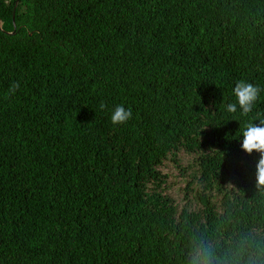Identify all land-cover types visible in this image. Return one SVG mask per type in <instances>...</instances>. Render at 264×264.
I'll list each match as a JSON object with an SVG mask.
<instances>
[{
	"label": "trees",
	"instance_id": "obj_1",
	"mask_svg": "<svg viewBox=\"0 0 264 264\" xmlns=\"http://www.w3.org/2000/svg\"><path fill=\"white\" fill-rule=\"evenodd\" d=\"M0 21V264H191L204 247L264 264L259 154L239 136L264 91L226 111L236 81L264 90V0H0ZM118 105L132 118L114 126ZM181 152L182 205L160 169Z\"/></svg>",
	"mask_w": 264,
	"mask_h": 264
},
{
	"label": "clouds",
	"instance_id": "obj_2",
	"mask_svg": "<svg viewBox=\"0 0 264 264\" xmlns=\"http://www.w3.org/2000/svg\"><path fill=\"white\" fill-rule=\"evenodd\" d=\"M16 4L17 1L13 9H15ZM12 21L14 23V28V10L12 13ZM19 88L20 82H13L8 90L7 95H14ZM262 91L264 90L251 82H247L243 79L236 81L232 89L233 95L235 97V102L228 103L226 105V111L231 114L239 112V115L241 117H248L256 108ZM99 107L101 110H103L106 105L101 102ZM131 118V109L125 108L123 105H118L114 110H112L110 120L112 125L120 126L127 124V122ZM257 120H259V125L254 123V121ZM239 136L243 137V140L241 142V149L247 155L251 156L254 152L259 154V159L256 163V179L259 185H264V118H261L260 116L253 118L252 121L248 122L244 126L243 131ZM191 264H214V257L212 252L207 247L198 250L197 253L192 257Z\"/></svg>",
	"mask_w": 264,
	"mask_h": 264
},
{
	"label": "rangeland",
	"instance_id": "obj_3",
	"mask_svg": "<svg viewBox=\"0 0 264 264\" xmlns=\"http://www.w3.org/2000/svg\"><path fill=\"white\" fill-rule=\"evenodd\" d=\"M177 159L178 161L175 162L169 157L160 169L167 175V193L182 205L187 202L186 195L191 196V193L186 190V185L190 179L187 175L191 172L190 165L193 162V156L181 152L178 153Z\"/></svg>",
	"mask_w": 264,
	"mask_h": 264
},
{
	"label": "water",
	"instance_id": "obj_4",
	"mask_svg": "<svg viewBox=\"0 0 264 264\" xmlns=\"http://www.w3.org/2000/svg\"><path fill=\"white\" fill-rule=\"evenodd\" d=\"M14 24V23H13ZM10 34H14L15 33V25H14V28L11 32H9Z\"/></svg>",
	"mask_w": 264,
	"mask_h": 264
}]
</instances>
